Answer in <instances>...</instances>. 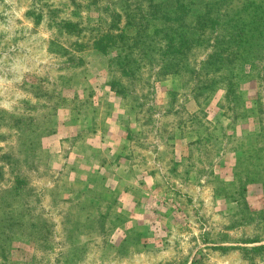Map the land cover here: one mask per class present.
I'll return each instance as SVG.
<instances>
[{
	"label": "rangeland",
	"instance_id": "obj_1",
	"mask_svg": "<svg viewBox=\"0 0 264 264\" xmlns=\"http://www.w3.org/2000/svg\"><path fill=\"white\" fill-rule=\"evenodd\" d=\"M248 1L0 0V264H264V0Z\"/></svg>",
	"mask_w": 264,
	"mask_h": 264
},
{
	"label": "trees",
	"instance_id": "obj_2",
	"mask_svg": "<svg viewBox=\"0 0 264 264\" xmlns=\"http://www.w3.org/2000/svg\"><path fill=\"white\" fill-rule=\"evenodd\" d=\"M249 4V1L248 0H246V4ZM245 4V5H246ZM247 6V5H246ZM253 12H255L256 13V10L254 9L253 10ZM254 13V14H255ZM210 14H212V17H210L209 15ZM222 14H220L219 16H221ZM217 16L218 15H216V14H213V12L211 11L210 12V10L209 9H206V11H205V13H203L202 14V17H203V20H202V24H201V26H200V29H195L193 26H191V25H189L188 27H186V25L184 26V25H181V27H178L177 29H176V31L177 32H180V31H182V33H181V35L184 37V39L183 40H181L180 42H179V46L178 47H173L172 46V44L171 43H167L166 44V48L164 49V51H163V53H162V56H163V58L161 59V63L159 64V69H157L158 71H161L162 69V72L164 73V74H168V72H169V67H168V64H169V61H172V60H176V61H178V60H180V59H182V56L184 55H186L187 54V45L186 44H188V43H191V42H193V41H196V39H195V37L194 36H192L193 34L192 33H197V34H202V33H206V30H207V28L209 27V23L210 22H212L213 21V19L212 18H217ZM259 16H261V15H258L257 17L258 18H260ZM249 18H253V15H251L250 14V17ZM235 20H237V19H239V16L238 17H235L234 18ZM233 23V22H232ZM237 23V22H236ZM218 24L220 25V27L223 29L224 27H225V25L226 24H224L222 21H220V20H218ZM236 28H238V29H242L243 27H242V24H241V22H238L236 25H234ZM255 26V25H254ZM258 26V25H257ZM264 26V25H263ZM210 27H212V25L210 26ZM258 27H261V26H258ZM263 29H264V27H262ZM262 28H260V29H262ZM170 32H172V31H170ZM234 33H236V32H234ZM237 38H239V33H236L235 34V37H234V40H232L233 42L234 41H236L235 39H237ZM198 40V39H197ZM254 40H258V38H255ZM187 41H189L188 43H187ZM191 41V42H190ZM217 41H218V46L219 47H213L212 46V52H210V53H205V61H204V65L202 66V68L203 69H206V72L204 73V75L207 73V76L206 77H204V78H206L205 79V82H204V84L203 85H201V88L202 89H204V90H206V89H208V88H210L211 86H212V84H214L215 82H216V77L215 76H210L208 73L211 71V73H212V71L213 70H210V66H211V64H214V63H216L217 61V59L219 60V62H220V64L222 65H220L219 67H218V69H224L223 68V66H224V64H225V60H224V53L223 52H225L226 51V48L229 46V41L227 40L226 42L228 43V45H226V47L224 46L225 45V42H224V40H223V35H219L218 36V39H217ZM185 42H186V44H185ZM259 42L262 44V42H264V40L263 39H259ZM252 45V44H251ZM191 46V45H190ZM253 46V45H252ZM95 48H97V49H101V50H104V51H107V48L106 47H104V46H102V45H100V43L96 40V43H95ZM169 48H170V50L172 49V48H174L173 50H174V53H172V54H170V57H168V53L167 52H171V51H168L169 50ZM204 54V53H203ZM124 60H125V58H123L120 62L122 63V62H124ZM223 60V61H222ZM168 67V68H167ZM244 69H245V67H244ZM190 72H192V70H190ZM127 74H132V72H126ZM215 73V72H214ZM226 80L230 83V84H233V85H235V88H236V86H237V88H240V86H241V84H242V79L241 80H235V79H233V77H232V75H230L229 73H228V71L226 70ZM225 73H222V77H224V75H225ZM190 78V77H189ZM203 78L202 77H200V76H197V81H201ZM234 88V89H235ZM234 91V90H233ZM119 96H122V95H120L119 94Z\"/></svg>",
	"mask_w": 264,
	"mask_h": 264
}]
</instances>
